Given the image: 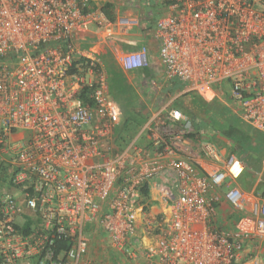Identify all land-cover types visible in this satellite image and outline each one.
I'll return each instance as SVG.
<instances>
[{
	"label": "built area",
	"instance_id": "2783aa9c",
	"mask_svg": "<svg viewBox=\"0 0 264 264\" xmlns=\"http://www.w3.org/2000/svg\"><path fill=\"white\" fill-rule=\"evenodd\" d=\"M166 1L154 23L166 74L202 97L216 86L264 132V0ZM92 23L111 25L90 0H0V150L12 154L7 180L23 197L0 191V264H110L90 252V223L127 264H264L248 249L264 239V192L241 189L242 160L218 163L212 144L188 136L198 133L179 108L153 115L147 145H116L120 111L108 73L73 42ZM120 59L143 67L146 47ZM145 185L158 188L153 200L168 214L140 246ZM221 197L239 213L222 230L213 227ZM142 222L148 233L156 221Z\"/></svg>",
	"mask_w": 264,
	"mask_h": 264
},
{
	"label": "crops",
	"instance_id": "0c3cea01",
	"mask_svg": "<svg viewBox=\"0 0 264 264\" xmlns=\"http://www.w3.org/2000/svg\"><path fill=\"white\" fill-rule=\"evenodd\" d=\"M104 4H109V16L111 18L107 17L102 9ZM166 4V0H90L91 7L103 11L106 18L111 21V25L92 23L87 27L85 32L80 33L73 39L75 46L80 52L87 56H96L107 73L114 70L122 74L133 97L132 101L127 103L130 105L128 107L129 111H141L146 115L145 121L134 128L131 138L128 139L124 147L128 145H147L150 133L149 122L153 115L165 107L185 105L195 113L190 119H192L193 128L198 134H194L192 138L197 141L196 136H198L201 143L212 144L220 153V161L218 163L222 164L229 154L238 156L244 164V171L247 175L252 174L254 180L252 186L248 189L244 188L241 182H238V179L236 180L237 185L241 189L253 192L256 195L264 192V132L253 128L249 123L236 115L231 109L227 95L225 93L222 94V92L218 93L216 86L214 87L216 93L213 96L202 97L183 92L184 87L181 81L174 77L171 78L166 74L165 67L158 56V43L154 39L155 20L160 15L166 13ZM121 17L137 18L138 23L131 26L123 25L119 22ZM142 46L146 47L147 65L135 69L124 68L120 59L121 55L129 57L139 51ZM120 103L124 102L122 100L117 102L120 111V121L113 131L116 145H119V139H117L118 133L122 134L124 132V126L121 125V121L124 120L123 118H127L128 126L133 124L128 116L124 117L121 114L125 108H122ZM199 104L205 105L204 108L207 107L213 113H210L211 117L215 114L222 121L224 120V123L225 121L230 123L229 125L232 128L230 133L233 131V134H231L233 138L228 137L222 132L216 133L218 139L215 141L205 138L206 136L204 135L207 132L211 134H214V132L208 125L209 119H205L207 117V110L202 107L204 109L202 111V114L205 115L204 119L199 115L201 110ZM231 114L238 117L240 122H232L234 119H229ZM220 124L222 125V123ZM238 124L246 127L250 125V130ZM22 135L21 132H17L13 134V137L18 138ZM2 152L4 151L0 150V191L11 192L22 200L23 197L19 189L12 186L7 180L8 168L5 162L1 163V161H6L2 159V155L4 154ZM194 152L197 153L196 149H194ZM244 176L243 174L242 178ZM160 184L161 180H159V187ZM157 191L158 188L150 189L148 187V195L141 193V202L144 204V209L142 213L137 215L136 222V238L140 240V246L151 244L155 240L161 228L162 218L168 214L167 204L153 200ZM216 210L213 227L220 230L230 228L239 214L223 197L217 201ZM142 216L145 219L155 217L156 222L148 233L144 230L145 226L142 222ZM85 235L90 243L91 254L95 253V255L104 260H109L110 258V264H127L122 257L116 256L111 252L108 245L105 244V235L96 225L93 223L87 224ZM248 249L251 252H255L258 249L260 257L264 260V239H260L257 243L249 245ZM23 263L28 264L29 261Z\"/></svg>",
	"mask_w": 264,
	"mask_h": 264
},
{
	"label": "trees",
	"instance_id": "16d2710c",
	"mask_svg": "<svg viewBox=\"0 0 264 264\" xmlns=\"http://www.w3.org/2000/svg\"><path fill=\"white\" fill-rule=\"evenodd\" d=\"M102 9L106 13L107 17L111 18L109 16V4H104V6H102ZM108 75L110 77L109 78V88H110V92H111V95L114 98V100L116 102H118V101H120L118 99V97H122L125 100V101L122 100V102L128 103L129 101H132V98L133 97L131 95V92H130V90L128 88V85H127L126 81L122 77V74L120 72H118V71L115 72L114 70H112V71H110L108 73ZM182 86H183V83H182ZM120 106L122 107V103H120ZM176 106H178V105H175L174 107H176ZM199 107L201 108L199 115L203 119H204L205 115L202 114V111L204 109L207 110V117H205V119H207V120L209 119V121H208L209 124L208 125L210 126V129L214 132V134L219 133V132H222V133L226 134L228 137L233 138V135H231V134H233V131L230 133V130L232 129L230 127V125H229L230 123H227V121H225V123H224L223 122L224 120L222 121L220 119V117H218L215 114L212 115V117H211V115H210L211 112H210V110L207 107L204 108L205 105L199 104ZM126 108L123 109V112L121 114L124 117L125 116H128V118L130 120H132L131 123H133V124L131 126H128V124H127L128 123L127 118H123L124 120L121 121L122 122L121 125L124 126V132H122V134H120V132L118 133L117 139H119L118 140V144H119L118 146L120 148H123L126 145L128 139L131 138V136H132V134L134 132V128L137 127L138 125H141L145 121V118H146V115L143 112H141V111L132 112V111H129L128 107H126ZM177 108H179L187 117L189 116L188 118H190V117L192 118V115H195V113L191 109L187 108L185 105L178 106ZM211 114H213V113H211ZM231 118L234 119L232 121L234 123L240 122L239 121V118L236 117L233 114H231L229 116V119H231ZM229 122H231V121L229 120ZM220 123H222V125ZM235 125L237 126V124H235ZM238 125L243 126L241 124H238ZM248 126L249 127H246V126H243V127H245L246 129L247 128L249 129L250 128V125H248ZM234 129H235V127H234ZM131 131H132V133H130ZM258 132H260V131H258ZM260 133H262V132H260ZM194 134L195 133H189L188 136L192 137V136H194ZM243 174L245 176L242 178V175ZM239 178H241V180H242L241 185L244 188L248 189V188H250L252 186L253 180H254V177H253L252 174L247 175L246 172L243 170V172L239 176ZM140 191H141V193L143 195H148V187L146 185L143 186V187H141ZM59 246H60V244H59ZM67 246H68L67 243L64 242V243H62V245H61L60 248H65Z\"/></svg>",
	"mask_w": 264,
	"mask_h": 264
},
{
	"label": "rangeland",
	"instance_id": "374dc122",
	"mask_svg": "<svg viewBox=\"0 0 264 264\" xmlns=\"http://www.w3.org/2000/svg\"><path fill=\"white\" fill-rule=\"evenodd\" d=\"M135 1H136V0H135ZM118 99H119V100H124L122 97H118ZM124 101H125V100H124ZM118 102H119V101H118ZM129 106H130V105L127 104L126 102L122 103V107H123V108L129 107ZM189 120H190V123L193 124L192 119L189 118ZM192 128H193V127H192ZM193 130H194V129H193ZM204 136H206L205 138H207L208 140H212V141H215L216 139H218L216 134H211L210 132H207V134L204 135ZM1 151H2V150H1ZM6 152H7V153H6ZM6 152H2V153H4V154L2 155V159L8 161V160L11 158V154H10V151H6ZM6 161H1V163H2V162H6ZM238 182H242L241 178L238 179ZM99 246H101V245H99ZM103 246H104V245H103Z\"/></svg>",
	"mask_w": 264,
	"mask_h": 264
},
{
	"label": "bare ground",
	"instance_id": "6f19581e",
	"mask_svg": "<svg viewBox=\"0 0 264 264\" xmlns=\"http://www.w3.org/2000/svg\"><path fill=\"white\" fill-rule=\"evenodd\" d=\"M132 61V60H131Z\"/></svg>",
	"mask_w": 264,
	"mask_h": 264
}]
</instances>
